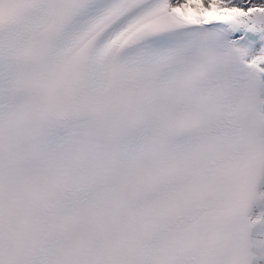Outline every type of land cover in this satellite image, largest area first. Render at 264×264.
<instances>
[{"label":"snow or ice","instance_id":"snow-or-ice-1","mask_svg":"<svg viewBox=\"0 0 264 264\" xmlns=\"http://www.w3.org/2000/svg\"><path fill=\"white\" fill-rule=\"evenodd\" d=\"M0 264H264V0H0Z\"/></svg>","mask_w":264,"mask_h":264}]
</instances>
